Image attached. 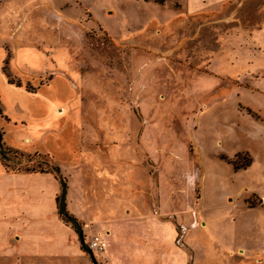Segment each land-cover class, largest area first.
Here are the masks:
<instances>
[{
  "label": "rangeland",
  "instance_id": "1",
  "mask_svg": "<svg viewBox=\"0 0 264 264\" xmlns=\"http://www.w3.org/2000/svg\"><path fill=\"white\" fill-rule=\"evenodd\" d=\"M0 52L2 140L58 166L87 254L0 264L94 235L100 264H264V0H0Z\"/></svg>",
  "mask_w": 264,
  "mask_h": 264
},
{
  "label": "crops",
  "instance_id": "2",
  "mask_svg": "<svg viewBox=\"0 0 264 264\" xmlns=\"http://www.w3.org/2000/svg\"><path fill=\"white\" fill-rule=\"evenodd\" d=\"M224 1L173 0L183 5L184 11L188 13L213 8ZM2 56L3 53L0 52V59ZM17 77L18 83L9 81L5 76L0 80V93L4 90L11 101L16 99L20 91L21 83L19 76ZM33 77L35 76L32 74L31 81ZM46 84L47 82L40 83L36 88ZM12 108L9 110H14ZM53 176L50 171L8 170L0 161V255L5 257L12 255L15 258L38 254L40 257L58 258H77L87 255L81 248L78 232L57 212L55 196L60 186ZM26 179L31 180L32 183L21 186V180L23 182ZM71 213L80 219L78 214ZM83 231H81L82 240ZM8 241L15 245L14 251L6 245ZM101 259L103 264H109L108 254L102 253Z\"/></svg>",
  "mask_w": 264,
  "mask_h": 264
},
{
  "label": "trees",
  "instance_id": "3",
  "mask_svg": "<svg viewBox=\"0 0 264 264\" xmlns=\"http://www.w3.org/2000/svg\"><path fill=\"white\" fill-rule=\"evenodd\" d=\"M157 2H162L163 0H154ZM9 81H12L8 77ZM18 83V80L15 81ZM0 161L3 166L12 171L23 170V171H50L59 180L60 188L59 192L56 194V207L58 214L63 220L69 222L76 232H81L80 224L76 217L67 211L63 201L65 192V177L59 173L58 166L44 157V154L34 151L32 153H24L10 145H7L2 140V130L0 128ZM80 240V238H79ZM80 245L83 250L86 249L83 240H80Z\"/></svg>",
  "mask_w": 264,
  "mask_h": 264
},
{
  "label": "built area",
  "instance_id": "4",
  "mask_svg": "<svg viewBox=\"0 0 264 264\" xmlns=\"http://www.w3.org/2000/svg\"><path fill=\"white\" fill-rule=\"evenodd\" d=\"M87 246L89 250H94V251H101L104 249V240L97 236L94 235L92 237L89 238V240L87 241Z\"/></svg>",
  "mask_w": 264,
  "mask_h": 264
},
{
  "label": "water",
  "instance_id": "5",
  "mask_svg": "<svg viewBox=\"0 0 264 264\" xmlns=\"http://www.w3.org/2000/svg\"><path fill=\"white\" fill-rule=\"evenodd\" d=\"M78 236H79L80 240H82L81 232L78 233ZM88 255H89L91 261L93 262V264H100L99 262H97V261L95 260V258H94L93 255L91 254V251H90V250H88Z\"/></svg>",
  "mask_w": 264,
  "mask_h": 264
},
{
  "label": "bare ground",
  "instance_id": "6",
  "mask_svg": "<svg viewBox=\"0 0 264 264\" xmlns=\"http://www.w3.org/2000/svg\"><path fill=\"white\" fill-rule=\"evenodd\" d=\"M26 140H28V138H26Z\"/></svg>",
  "mask_w": 264,
  "mask_h": 264
}]
</instances>
